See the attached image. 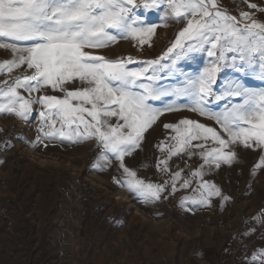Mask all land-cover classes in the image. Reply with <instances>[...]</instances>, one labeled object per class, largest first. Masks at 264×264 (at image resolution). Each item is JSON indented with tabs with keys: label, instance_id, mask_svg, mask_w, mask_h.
<instances>
[{
	"label": "snow or ice",
	"instance_id": "obj_1",
	"mask_svg": "<svg viewBox=\"0 0 264 264\" xmlns=\"http://www.w3.org/2000/svg\"><path fill=\"white\" fill-rule=\"evenodd\" d=\"M241 2L251 11L237 6V16L221 0H0V50L10 53L0 62V116L28 124L35 111L33 147L94 143L93 167L115 163L114 183L142 204L189 189L192 195L180 201L185 211L211 207L213 197L228 201L206 177L236 163L238 147L260 152L255 169H264V20L256 15L264 8ZM152 13L162 22H153ZM169 22L184 26L155 59L99 54L120 40L138 51L152 47ZM197 55L207 58L202 68L180 66ZM20 70L26 74L13 77ZM179 112L215 126L190 118L164 123L169 135L157 145L155 163L164 179L138 178L126 158L142 150L161 117ZM176 157L187 174L178 164L173 170ZM194 159L200 163L191 170ZM248 264H264V250Z\"/></svg>",
	"mask_w": 264,
	"mask_h": 264
},
{
	"label": "rangeland",
	"instance_id": "obj_2",
	"mask_svg": "<svg viewBox=\"0 0 264 264\" xmlns=\"http://www.w3.org/2000/svg\"><path fill=\"white\" fill-rule=\"evenodd\" d=\"M250 2L264 8V0ZM237 6L251 11L241 0H221L232 15H239ZM256 15L264 20V14ZM150 19L162 22L156 13ZM183 26L169 22L158 28L153 46L143 51L131 40H120L99 54L155 59ZM8 58L10 53L0 50V62ZM206 59L197 55L180 66L196 71ZM25 74L20 70L13 77ZM181 118L215 126L191 112L161 117L145 134L142 150L125 160L138 178L163 181L155 168L157 145L169 135L163 124ZM37 123L35 111L28 124L0 116V264H248L252 253L264 250V169H255L260 152L238 147L236 163L206 177L228 201L213 197L211 207L185 211L180 201L192 195L191 189L142 204L114 183L120 174L115 163L103 171L93 167L94 143L33 147ZM199 163L190 161L191 170ZM177 164L188 173L184 159L173 158V170Z\"/></svg>",
	"mask_w": 264,
	"mask_h": 264
}]
</instances>
